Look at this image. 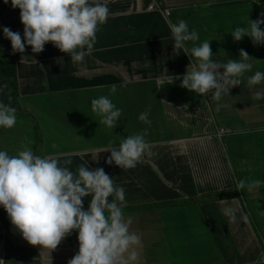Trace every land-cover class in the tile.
<instances>
[{"label":"crops","instance_id":"0c3cea01","mask_svg":"<svg viewBox=\"0 0 264 264\" xmlns=\"http://www.w3.org/2000/svg\"><path fill=\"white\" fill-rule=\"evenodd\" d=\"M102 2L109 19L83 62L73 63L51 42L40 54L30 46L13 53L2 29L20 32L23 42L20 11L0 0V42L15 64L17 101L25 113H17L15 127L0 129V150L34 151L37 127L41 156L70 159L74 172L81 164L102 167L125 189V214L141 236L138 264H264V183L256 184L264 181V100L252 98L264 84L249 87L243 79L217 110L211 93L205 97L180 86L197 61L174 50L169 28L186 20L201 42L209 40L216 62L239 59L243 49L255 59L250 76L264 71V45L247 36L234 41L231 31L246 26L247 17L258 19L264 0ZM103 95L122 110L114 129L91 108V100ZM0 101L11 104L8 85ZM145 111L150 125L138 119ZM145 129L153 155L146 153L133 169L105 162L110 152L104 149ZM220 130L226 134L219 138ZM228 203L240 209L234 223L221 212ZM77 252L74 230L55 250L28 244L0 207V264H68Z\"/></svg>","mask_w":264,"mask_h":264},{"label":"clouds","instance_id":"9594fccd","mask_svg":"<svg viewBox=\"0 0 264 264\" xmlns=\"http://www.w3.org/2000/svg\"><path fill=\"white\" fill-rule=\"evenodd\" d=\"M13 9H19L23 25V42L20 32L3 27V35L11 42L13 53L40 54L51 42L60 52L68 54L73 63L83 62L97 42V33L107 23L110 10L102 0H10ZM8 4L9 0H3ZM259 5L260 0H255ZM264 13L256 20L247 17V25L231 31L234 41L250 37L254 45H264ZM174 50H182L197 61V67L186 71L180 86L197 95L218 102L229 96L232 87L246 78L249 87L264 84V71L253 70V61L243 49L239 59L227 63L216 62L209 40L200 41L197 31L189 29L186 20L169 25ZM191 45V46H189ZM27 60L36 64L34 59ZM223 69L221 73L219 70ZM180 79V77H177ZM7 85L0 87V91ZM116 85L110 88L115 94ZM254 100H264V92L257 91ZM91 108L109 129L118 125L122 110L108 95L91 100ZM138 119L150 125L149 112ZM17 123V109L0 101V129H11ZM147 129L124 137L118 147H110L106 163L122 169H133L149 151L145 139ZM72 161L62 163L55 157L34 154L25 146L16 155L0 150V207L28 244L55 250L73 230L77 233L78 252L68 264H138L137 245L141 236L131 230L132 219L124 211L125 189L114 182L102 167L92 169L88 164L70 169ZM264 181H257V186ZM244 183L238 187L243 189ZM91 198L87 209L85 198ZM111 198V199H110ZM240 209L230 203L221 208L230 222H236ZM243 218V217H242Z\"/></svg>","mask_w":264,"mask_h":264},{"label":"trees","instance_id":"16d2710c","mask_svg":"<svg viewBox=\"0 0 264 264\" xmlns=\"http://www.w3.org/2000/svg\"><path fill=\"white\" fill-rule=\"evenodd\" d=\"M0 78L6 81L8 85V98L13 107L17 109L18 114H25L19 104H18V89H17V81H16V71L15 64L11 59L7 50L3 47L0 42ZM37 133V142L34 147V154L41 156V147H42V137L38 128H35Z\"/></svg>","mask_w":264,"mask_h":264},{"label":"built area","instance_id":"2783aa9c","mask_svg":"<svg viewBox=\"0 0 264 264\" xmlns=\"http://www.w3.org/2000/svg\"><path fill=\"white\" fill-rule=\"evenodd\" d=\"M167 14V13H166ZM226 134V131L225 130H220L219 132H218V137L220 138V137H222L223 135H225ZM262 260H263V262H264V252H263V254H262Z\"/></svg>","mask_w":264,"mask_h":264},{"label":"rangeland","instance_id":"374dc122","mask_svg":"<svg viewBox=\"0 0 264 264\" xmlns=\"http://www.w3.org/2000/svg\"><path fill=\"white\" fill-rule=\"evenodd\" d=\"M264 245V244H263Z\"/></svg>","mask_w":264,"mask_h":264}]
</instances>
